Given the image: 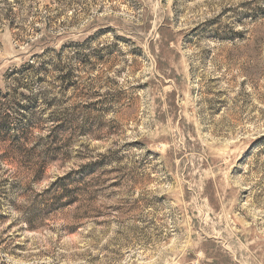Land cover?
I'll use <instances>...</instances> for the list:
<instances>
[{
    "label": "rangeland",
    "instance_id": "1",
    "mask_svg": "<svg viewBox=\"0 0 264 264\" xmlns=\"http://www.w3.org/2000/svg\"><path fill=\"white\" fill-rule=\"evenodd\" d=\"M8 125L0 264H264V0H0Z\"/></svg>",
    "mask_w": 264,
    "mask_h": 264
},
{
    "label": "trees",
    "instance_id": "2",
    "mask_svg": "<svg viewBox=\"0 0 264 264\" xmlns=\"http://www.w3.org/2000/svg\"><path fill=\"white\" fill-rule=\"evenodd\" d=\"M10 117L8 116V115H5V117H4V120L5 121H3V122H1V124H5V123H10L7 119H9ZM10 125V124H9ZM9 125L6 127V126H3V127H1L0 126V135L3 137V133H8V130L10 129V127H9ZM3 128H5L6 130H4ZM3 129V130H2ZM8 129V130H7ZM21 135H24L25 134V132H27L28 131V127H27V125H25L21 130ZM17 136V135H16ZM20 137V136H19ZM4 138H5V140H7V139H9L10 140V135H9V133L8 134H6V136H4ZM18 138V137H17ZM29 220V219H28ZM32 221H35V220H33L32 219ZM28 223H31V222H28ZM32 224V223H31Z\"/></svg>",
    "mask_w": 264,
    "mask_h": 264
}]
</instances>
